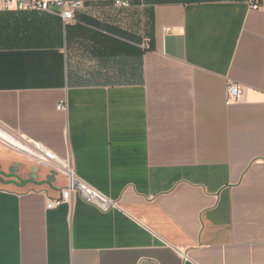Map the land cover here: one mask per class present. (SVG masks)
<instances>
[{
  "label": "crops",
  "instance_id": "1",
  "mask_svg": "<svg viewBox=\"0 0 264 264\" xmlns=\"http://www.w3.org/2000/svg\"><path fill=\"white\" fill-rule=\"evenodd\" d=\"M68 1L0 10V126L117 209L47 210L65 179L0 146V264H264V0Z\"/></svg>",
  "mask_w": 264,
  "mask_h": 264
},
{
  "label": "built area",
  "instance_id": "2",
  "mask_svg": "<svg viewBox=\"0 0 264 264\" xmlns=\"http://www.w3.org/2000/svg\"><path fill=\"white\" fill-rule=\"evenodd\" d=\"M252 10H258L262 7L263 0H246ZM116 10H128L132 7L127 0H115L112 4ZM58 10V16L63 24L76 22V14L82 8L80 1L68 0H29L26 2H18L15 0H0V10L15 12H47L49 8ZM244 90L236 84H227L225 87L224 104L230 106L242 100ZM56 109L65 111V104H59ZM0 129L8 133L15 141L17 147H11L17 153L25 156L37 167L46 168L49 171L61 175L65 179V186L61 190V194L56 199H48L46 201V209H54L63 204H69L72 195L78 196L83 202L94 206L101 212H108L117 209V204L110 200L96 189L92 188L82 181L75 174L70 157H59L41 143L24 139L20 136L6 131L2 126Z\"/></svg>",
  "mask_w": 264,
  "mask_h": 264
},
{
  "label": "bare ground",
  "instance_id": "3",
  "mask_svg": "<svg viewBox=\"0 0 264 264\" xmlns=\"http://www.w3.org/2000/svg\"><path fill=\"white\" fill-rule=\"evenodd\" d=\"M0 143L9 146V147H17L18 143L13 139L8 133L4 132L0 129Z\"/></svg>",
  "mask_w": 264,
  "mask_h": 264
},
{
  "label": "rangeland",
  "instance_id": "4",
  "mask_svg": "<svg viewBox=\"0 0 264 264\" xmlns=\"http://www.w3.org/2000/svg\"><path fill=\"white\" fill-rule=\"evenodd\" d=\"M0 146L4 147V148H6V149H9V150H13L11 147L6 146V145H4V144H2V143H0Z\"/></svg>",
  "mask_w": 264,
  "mask_h": 264
},
{
  "label": "trees",
  "instance_id": "5",
  "mask_svg": "<svg viewBox=\"0 0 264 264\" xmlns=\"http://www.w3.org/2000/svg\"><path fill=\"white\" fill-rule=\"evenodd\" d=\"M237 1H246V0H237ZM55 20H58L57 18Z\"/></svg>",
  "mask_w": 264,
  "mask_h": 264
}]
</instances>
